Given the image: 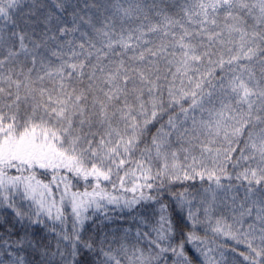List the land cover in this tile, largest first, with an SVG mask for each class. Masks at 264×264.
<instances>
[{
	"label": "snow or ice",
	"instance_id": "obj_1",
	"mask_svg": "<svg viewBox=\"0 0 264 264\" xmlns=\"http://www.w3.org/2000/svg\"><path fill=\"white\" fill-rule=\"evenodd\" d=\"M0 264H264V0H0Z\"/></svg>",
	"mask_w": 264,
	"mask_h": 264
}]
</instances>
